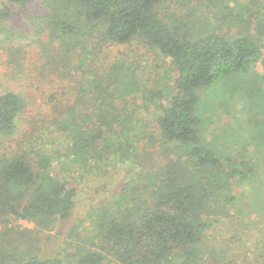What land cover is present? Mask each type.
Returning a JSON list of instances; mask_svg holds the SVG:
<instances>
[{"label": "trees", "instance_id": "obj_1", "mask_svg": "<svg viewBox=\"0 0 264 264\" xmlns=\"http://www.w3.org/2000/svg\"><path fill=\"white\" fill-rule=\"evenodd\" d=\"M192 1L44 0L43 68L58 84L74 70L85 80L51 99L56 148L40 136L39 147L32 139L0 156V225L49 229L70 218L78 178L106 176L112 165L128 174L115 202L81 223L74 254L40 259L1 238L0 264H264V125L248 120L246 141L262 137L253 152L240 137L227 148L226 137H207L200 106V91L224 80L247 103L264 97V0ZM134 40L169 59L172 83L139 91L126 62L92 69L105 46ZM135 92L140 103L129 109ZM25 108L20 94H0V137L15 134ZM216 226L222 238L209 239Z\"/></svg>", "mask_w": 264, "mask_h": 264}, {"label": "rangeland", "instance_id": "obj_2", "mask_svg": "<svg viewBox=\"0 0 264 264\" xmlns=\"http://www.w3.org/2000/svg\"><path fill=\"white\" fill-rule=\"evenodd\" d=\"M43 2L44 0H29L25 5H18L10 0H0V94L13 91L26 101V108L18 118L15 134L0 137V156L14 153L21 147L25 149L29 143L31 147L32 139L34 147H39L40 136L49 142L47 144L51 148H56L60 139L55 137L56 134L50 127V121L55 115V104L51 99L55 97L58 87L60 90H70L76 80H85L80 75V70H74L71 72L72 80L58 84L55 77L46 70L47 67L43 68L45 65L41 58L45 55L42 46L47 40L46 31L41 30L39 20V14L43 13ZM192 5H195V0L190 2V6ZM104 48L102 61L92 64L95 71H100L103 63L123 65L126 62V65L135 69L134 86L139 91L172 83L174 73L169 66V59L150 47L134 40L123 47ZM86 63L84 60L82 67L91 69ZM255 71L258 76L262 69L258 66ZM229 84L228 80H224L200 91V106L206 110L204 125L206 131H209L207 137L217 140L226 137L224 144L227 148L232 138L240 137L243 140L239 145L247 144L246 150L253 152L252 145L262 137L258 132L249 144L246 141L249 139L247 123L249 119L257 118L260 125H264V107L257 101L264 97L261 95L257 98L253 95L247 103L245 97L242 98L239 94L232 96ZM139 94L140 92H135L126 97L129 109H137L136 104L140 103L141 96ZM136 99L139 101L136 102ZM108 171L106 176L78 178L74 184L77 189L76 204L68 220L59 221L46 230L37 229L31 222L12 220L5 227L0 225V239L14 238L24 250L29 249L40 259L53 258L63 252L74 254V245L80 244V237H83L84 228H79L81 223L85 225L88 217L104 204L115 202L114 196L120 193L127 180L128 172L123 165H112ZM222 234L221 226H216L207 233V237L212 239L219 235L221 239ZM174 264H179V261Z\"/></svg>", "mask_w": 264, "mask_h": 264}]
</instances>
